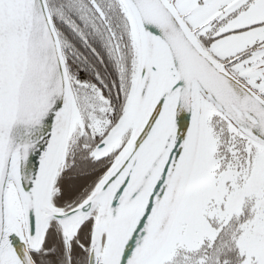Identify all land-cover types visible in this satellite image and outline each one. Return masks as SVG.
<instances>
[{
    "label": "snow or ice",
    "instance_id": "1",
    "mask_svg": "<svg viewBox=\"0 0 264 264\" xmlns=\"http://www.w3.org/2000/svg\"><path fill=\"white\" fill-rule=\"evenodd\" d=\"M0 264H264V0H0Z\"/></svg>",
    "mask_w": 264,
    "mask_h": 264
}]
</instances>
